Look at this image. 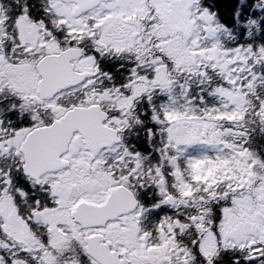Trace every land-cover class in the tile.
<instances>
[{"label":"snow or ice","instance_id":"obj_1","mask_svg":"<svg viewBox=\"0 0 264 264\" xmlns=\"http://www.w3.org/2000/svg\"><path fill=\"white\" fill-rule=\"evenodd\" d=\"M0 264H264V0H0Z\"/></svg>","mask_w":264,"mask_h":264}]
</instances>
